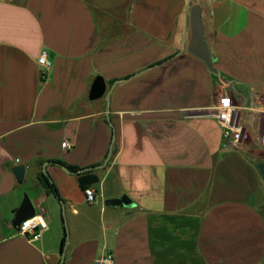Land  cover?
Wrapping results in <instances>:
<instances>
[{
    "label": "crops",
    "instance_id": "1",
    "mask_svg": "<svg viewBox=\"0 0 264 264\" xmlns=\"http://www.w3.org/2000/svg\"><path fill=\"white\" fill-rule=\"evenodd\" d=\"M189 4L0 0V264H264V0L191 1L216 72L184 50ZM97 77L107 90L91 100ZM224 97L238 148L216 117ZM26 193L49 226L37 241L12 223ZM124 195L136 207L106 206Z\"/></svg>",
    "mask_w": 264,
    "mask_h": 264
},
{
    "label": "water",
    "instance_id": "2",
    "mask_svg": "<svg viewBox=\"0 0 264 264\" xmlns=\"http://www.w3.org/2000/svg\"><path fill=\"white\" fill-rule=\"evenodd\" d=\"M191 1L192 0H190V4L187 7V15L189 16L191 27V39L188 47L186 46L185 42L184 50L187 49L189 53L205 62L211 71H215L214 64L216 63L217 58L211 53L206 42L202 8L200 5L191 6ZM106 90L107 84L105 80L102 77H97L90 92V99L97 100L102 98L105 95ZM258 169L264 178V161L258 164ZM90 170L92 169H86L85 172ZM14 173L18 182L23 183L26 174V167L24 165L17 166L14 169ZM98 182L99 177L95 174H86L79 178V183L82 186H92L98 184ZM106 206L131 209L136 207V204L128 196L124 195L122 197L108 199L106 201ZM35 214L36 209L33 201L28 195H25L20 208L17 210L15 218L13 219V226L19 228L24 221L33 217ZM64 260L65 256L63 255L61 264L64 263Z\"/></svg>",
    "mask_w": 264,
    "mask_h": 264
},
{
    "label": "built area",
    "instance_id": "3",
    "mask_svg": "<svg viewBox=\"0 0 264 264\" xmlns=\"http://www.w3.org/2000/svg\"><path fill=\"white\" fill-rule=\"evenodd\" d=\"M38 63L42 67V77H46V71L51 66L46 52L41 55ZM216 117L223 129L224 138L229 146L238 148L244 134L245 126L243 121L238 119V109L230 97H224L221 100ZM62 148L72 149V145L65 141L62 143ZM16 162L19 163L20 160L17 159ZM85 195L88 203H94L96 201V193L93 188H86ZM48 228L46 214L39 212L21 224L18 228V234L28 238L30 241H37L42 238ZM97 264H116L114 254H105L97 260Z\"/></svg>",
    "mask_w": 264,
    "mask_h": 264
},
{
    "label": "trees",
    "instance_id": "4",
    "mask_svg": "<svg viewBox=\"0 0 264 264\" xmlns=\"http://www.w3.org/2000/svg\"><path fill=\"white\" fill-rule=\"evenodd\" d=\"M72 171L75 170V169H71ZM40 181L41 183L47 188L49 189L50 191L53 190V186L52 184L50 183L49 181V178L47 176H45L44 174H41L40 175ZM85 188H88V187H85Z\"/></svg>",
    "mask_w": 264,
    "mask_h": 264
},
{
    "label": "rangeland",
    "instance_id": "5",
    "mask_svg": "<svg viewBox=\"0 0 264 264\" xmlns=\"http://www.w3.org/2000/svg\"><path fill=\"white\" fill-rule=\"evenodd\" d=\"M238 119H239L240 121H242L239 112H238ZM247 123L249 124V122H247ZM244 136H245V128H244V134H243V137H244ZM243 137H242V139H243ZM26 195H28V193H26ZM28 196H29V195H28Z\"/></svg>",
    "mask_w": 264,
    "mask_h": 264
}]
</instances>
